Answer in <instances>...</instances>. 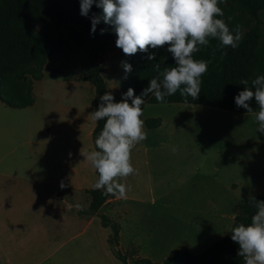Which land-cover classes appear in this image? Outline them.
Wrapping results in <instances>:
<instances>
[{
	"label": "rangeland",
	"instance_id": "obj_1",
	"mask_svg": "<svg viewBox=\"0 0 264 264\" xmlns=\"http://www.w3.org/2000/svg\"><path fill=\"white\" fill-rule=\"evenodd\" d=\"M259 28L260 40L264 42V14L260 16ZM125 55L116 47V41L103 54L104 77L114 102H121L126 92L120 88L125 79L121 66ZM88 59L86 49L48 59L45 76L36 83L33 92L36 105L22 115L12 113L7 122L25 121L31 124L33 132L42 125L55 123L52 135L58 146L64 145L74 156L81 154V150L92 151L87 129L93 112L94 87L90 82L65 80L62 76L88 66ZM142 108L143 120L161 117L163 123L152 129L144 125L147 138L132 149L131 162L137 171L120 178L128 186L130 200L124 202V198L111 194L100 211L110 212L108 216L113 219L127 212L120 219L121 245L143 257L161 261L167 252L181 247L200 252L213 243V235L198 232L200 222L210 219L217 210L226 213L228 203L234 199L238 201L264 191L261 170L259 166L254 168L256 158L260 163L264 156V133L257 131V113H225L224 109L190 103H144ZM9 127L15 131V126ZM6 136L4 149L17 139L13 133ZM32 138L36 139L35 133ZM173 148L177 151L173 152ZM239 165L253 168L236 175L234 167ZM232 182H237L238 188L227 189L225 186ZM215 196L222 198L219 207L214 206ZM181 201L185 203L180 205ZM69 246L73 245L68 243ZM87 248L82 249V259L90 257L91 250ZM114 258L122 264L115 255ZM100 264L105 263L101 260Z\"/></svg>",
	"mask_w": 264,
	"mask_h": 264
},
{
	"label": "trees",
	"instance_id": "obj_2",
	"mask_svg": "<svg viewBox=\"0 0 264 264\" xmlns=\"http://www.w3.org/2000/svg\"><path fill=\"white\" fill-rule=\"evenodd\" d=\"M230 30L237 25L244 33L243 39L235 49L226 47L221 56L217 48L218 41L210 39L207 47H201L193 54L194 59L211 60L208 71L202 76L201 93L187 102L179 91L166 97V103H192L224 109L238 113H258L259 108L255 98L251 101L252 112L243 107H237L235 97L244 90L245 85L239 82L251 81L258 75H264V42H261L259 28L260 16L264 14V0H224L220 4ZM102 14V9L95 4L89 16L81 15V0H0V102L11 108H23L34 103L33 82L43 77V68L48 59L55 55L69 56L86 49L89 55V65L79 70L68 71L63 75L65 80L79 78L90 82L94 87L93 112L99 109L100 97L108 91L104 78L106 69L103 53L117 36L111 26L101 21L96 32H91V15ZM231 17L229 20L228 18ZM221 18V17H217ZM41 25L37 28L38 25ZM101 29L106 31L101 33ZM168 45L157 49L156 59H146L149 53L137 52L125 55V61L132 65V72L120 83L121 90L127 92L131 87L135 95H141L148 87L150 80L158 75L155 69L157 63L161 70L176 66L172 54L167 51ZM214 54V55H213ZM162 79V78H161ZM144 103H161L155 96L144 97ZM105 120L95 121L91 131L92 144L95 151V140L103 129ZM148 128L161 125L160 117H150L144 120ZM97 174V181L99 173ZM264 177V164L261 171ZM89 212L100 218L103 227L110 229L107 242L113 254L122 264H244L238 255L239 245L231 239V230L240 224L251 223L256 209L248 204V198H242L233 203V223L227 233L220 239L207 245L200 252H193L186 247L170 250L161 261H153L139 255L129 248L120 247L121 224L100 211L111 194L103 190H89ZM256 200H264V191L254 195Z\"/></svg>",
	"mask_w": 264,
	"mask_h": 264
},
{
	"label": "clouds",
	"instance_id": "obj_3",
	"mask_svg": "<svg viewBox=\"0 0 264 264\" xmlns=\"http://www.w3.org/2000/svg\"><path fill=\"white\" fill-rule=\"evenodd\" d=\"M224 0H81V15L88 17L93 5L102 9V14L91 15V32H96L97 25L103 21L111 26L117 36L116 47L131 56L138 51L149 53L168 45L176 66L155 65L158 75L150 80L141 95L136 96L133 88L123 93L121 102H114L111 91L100 97L99 109L92 112L94 121L105 120L103 129L95 140L99 151L82 152L85 159L98 171L99 178L94 188L103 190L104 194L127 198L128 186L120 182L135 174L131 162L132 149L147 138L144 131L143 108L144 97L149 94L161 103L166 97L178 91L187 102L191 97L197 99L201 93L202 76L208 71L211 60L194 59L193 54L201 47H207L210 39L219 43L221 56L226 47L237 48L243 39L241 26L230 30L220 4ZM221 17V18H217ZM229 20L231 17L228 18ZM106 29H101V33ZM214 55V54H213ZM149 61L156 59L151 52L146 57ZM121 66L127 74L132 72V65L122 61ZM162 78V79H161ZM245 85L235 97L237 107L252 112L251 101L255 98L259 111L256 115L257 131L264 133V75H258L251 81L242 79ZM131 100V103H129ZM173 152L177 149L173 148ZM61 188L65 184L61 182ZM248 204L256 209L251 223L240 224L231 230V239L238 243V255L244 264H264V200L249 196ZM78 208L82 206L77 205Z\"/></svg>",
	"mask_w": 264,
	"mask_h": 264
},
{
	"label": "crops",
	"instance_id": "obj_4",
	"mask_svg": "<svg viewBox=\"0 0 264 264\" xmlns=\"http://www.w3.org/2000/svg\"><path fill=\"white\" fill-rule=\"evenodd\" d=\"M44 69L45 65L42 78ZM37 82L40 81L33 82V92ZM36 101L35 97L31 106L23 108H11L0 102V264H100L101 260L105 264H120L115 261L107 242L110 229L103 227L99 217L89 212V190L94 189L97 182L95 168L82 153L74 156L64 145L60 147L54 142L52 130L55 123L42 125L33 132L31 124L25 121L7 122L12 113L22 115L32 109ZM88 121L89 149L94 151L91 131L95 121L92 116ZM11 125L16 127L15 131L11 130ZM7 133L15 134L17 139L4 149L8 142ZM32 133L36 134L35 140ZM136 151L140 153L137 148ZM263 164L264 156L260 163L256 158L254 168L259 166L258 170L262 171ZM252 168L234 167L236 175ZM61 182L65 187H60ZM238 186L237 182H232L225 187L232 190ZM127 200L130 196L124 198V202ZM214 200V206L219 207L222 198L215 196ZM235 201L237 199L228 203L226 213L217 210L210 219L200 222L198 232L204 236L213 235L211 242L222 238L233 223L231 206ZM77 205L82 206V210ZM126 213L116 219L120 222ZM106 214L110 215V212ZM119 242L125 249L121 239ZM68 243L73 246L68 248ZM84 247L91 252L90 257L82 259Z\"/></svg>",
	"mask_w": 264,
	"mask_h": 264
}]
</instances>
